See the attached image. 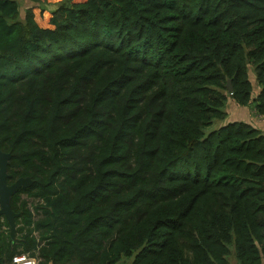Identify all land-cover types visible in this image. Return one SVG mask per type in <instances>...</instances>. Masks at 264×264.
Listing matches in <instances>:
<instances>
[{
	"label": "trees",
	"instance_id": "1",
	"mask_svg": "<svg viewBox=\"0 0 264 264\" xmlns=\"http://www.w3.org/2000/svg\"><path fill=\"white\" fill-rule=\"evenodd\" d=\"M28 1L0 0V148L33 179L0 264H264V132L227 108L264 118V0Z\"/></svg>",
	"mask_w": 264,
	"mask_h": 264
},
{
	"label": "water",
	"instance_id": "2",
	"mask_svg": "<svg viewBox=\"0 0 264 264\" xmlns=\"http://www.w3.org/2000/svg\"><path fill=\"white\" fill-rule=\"evenodd\" d=\"M228 90L232 91L231 81H228ZM11 153L5 152L0 148V214H3L10 223V233L14 237L17 229L16 217L19 213L12 209L11 197L21 187H27L32 184L31 177H19L13 183H8L11 174L8 171Z\"/></svg>",
	"mask_w": 264,
	"mask_h": 264
},
{
	"label": "crops",
	"instance_id": "3",
	"mask_svg": "<svg viewBox=\"0 0 264 264\" xmlns=\"http://www.w3.org/2000/svg\"><path fill=\"white\" fill-rule=\"evenodd\" d=\"M18 1L21 4V8L24 7L25 10L28 7H31L32 5H34L32 2H30L28 0H18ZM22 17L24 18L25 14ZM232 102L233 103L231 105V111L229 112V120H233V121L234 120H245L247 122H250L254 126L262 129L264 132V118L260 117L261 120L258 119L259 116L256 115L253 107L250 109L249 106H240L237 103H235L233 100H232ZM232 106H233V108H232ZM232 256H234V255H232Z\"/></svg>",
	"mask_w": 264,
	"mask_h": 264
},
{
	"label": "rangeland",
	"instance_id": "4",
	"mask_svg": "<svg viewBox=\"0 0 264 264\" xmlns=\"http://www.w3.org/2000/svg\"><path fill=\"white\" fill-rule=\"evenodd\" d=\"M24 14H25V8L22 7V8H21V17L24 16ZM50 15H51V13H50L49 11H45V17H46V18H49ZM250 79H251V81H252V83H253V85H254V95H256V94L258 93V91H259V87L257 86L256 78H255V75H254V73L252 72V70L250 71ZM232 103H233V102H232V100H231V98H230V99L228 100V104H227V108H228V111H229V112L231 111V105H232ZM249 107H250V109H251L252 107L254 108V104H253V103L249 104ZM232 108H233V106H232ZM257 116H258V115H257ZM260 117H261V116H259L258 119H260ZM262 118H263V117H262ZM260 120H261V119H260ZM22 197L25 198V199L27 200V202H28V204H29L30 206H33V205L37 202L36 199L30 198V197H29L28 195H26L25 193L22 194ZM229 259H230L231 264H237V263H238L237 260H236V258H235L234 256H232V255H230ZM36 264H38V260L36 261Z\"/></svg>",
	"mask_w": 264,
	"mask_h": 264
},
{
	"label": "built area",
	"instance_id": "5",
	"mask_svg": "<svg viewBox=\"0 0 264 264\" xmlns=\"http://www.w3.org/2000/svg\"><path fill=\"white\" fill-rule=\"evenodd\" d=\"M37 259L26 254L16 255L13 259V264H36Z\"/></svg>",
	"mask_w": 264,
	"mask_h": 264
},
{
	"label": "flooded vegetation",
	"instance_id": "6",
	"mask_svg": "<svg viewBox=\"0 0 264 264\" xmlns=\"http://www.w3.org/2000/svg\"><path fill=\"white\" fill-rule=\"evenodd\" d=\"M15 181V180H14ZM14 181H10L9 179H8V183H13Z\"/></svg>",
	"mask_w": 264,
	"mask_h": 264
}]
</instances>
